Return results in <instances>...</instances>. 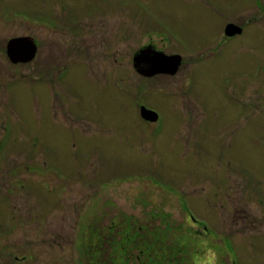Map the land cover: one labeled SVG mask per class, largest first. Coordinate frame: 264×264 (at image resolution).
I'll return each instance as SVG.
<instances>
[{
	"label": "rangeland",
	"instance_id": "rangeland-1",
	"mask_svg": "<svg viewBox=\"0 0 264 264\" xmlns=\"http://www.w3.org/2000/svg\"><path fill=\"white\" fill-rule=\"evenodd\" d=\"M148 45L178 70L140 77ZM150 222L264 264V0H0V264H125Z\"/></svg>",
	"mask_w": 264,
	"mask_h": 264
},
{
	"label": "water",
	"instance_id": "water-1",
	"mask_svg": "<svg viewBox=\"0 0 264 264\" xmlns=\"http://www.w3.org/2000/svg\"><path fill=\"white\" fill-rule=\"evenodd\" d=\"M240 33V30L234 26L229 25L225 34L227 36H234ZM36 52V46L28 38H14L7 44L6 54L8 59L13 63H28L33 60ZM180 58L167 56L159 51L154 50L152 46H147L140 49L133 56V67L141 75L151 77L156 74L173 75L179 65ZM150 112L141 110V117L146 121L156 120V116Z\"/></svg>",
	"mask_w": 264,
	"mask_h": 264
},
{
	"label": "trees",
	"instance_id": "trees-1",
	"mask_svg": "<svg viewBox=\"0 0 264 264\" xmlns=\"http://www.w3.org/2000/svg\"><path fill=\"white\" fill-rule=\"evenodd\" d=\"M151 226H148V228H151V230H148V228H146V230H144V228H142L141 225H136L135 224V228L133 229L131 228V230H133L135 233L137 232H142L145 234V236H140L139 238H135L132 234H135L132 231H127V230H123L121 231V238L120 240L123 242H130L132 241L133 243H141L140 245H134V248L136 250H138V252L134 255V254H127V249L130 248L131 246H129L126 243L123 242H118L117 240H114V245H117L116 247L114 246V250L115 248L118 249L119 247H123L125 254H123L124 256H126V258L129 257V260L125 261V264H194L195 262V258L193 257V253L191 255L190 252H187V256L186 259L184 260V248L182 247V243L177 240L181 239V237L177 238L176 243L177 245L173 244L172 246H170L167 249L163 248L164 246H167L171 243H167L168 240L171 241L172 238H168L165 240V234H161L163 232L168 234V231H166L165 229H162V225H165L167 223H158L159 225L155 226V222H150ZM149 224V223H148ZM157 227V228H156ZM153 228H156L154 230V233L159 234L160 235V242L159 244H161V253L159 252V246H157L156 244H154L153 242H147L146 241V236H149V234H152V230ZM145 237V240L144 238ZM130 242V243H132ZM176 246L178 248H176ZM173 247H175L174 249H172ZM182 247V248H181ZM172 249V250H171ZM174 250V251H173ZM169 252V253H167ZM167 253V254H166Z\"/></svg>",
	"mask_w": 264,
	"mask_h": 264
},
{
	"label": "clouds",
	"instance_id": "clouds-1",
	"mask_svg": "<svg viewBox=\"0 0 264 264\" xmlns=\"http://www.w3.org/2000/svg\"><path fill=\"white\" fill-rule=\"evenodd\" d=\"M199 247L204 251V256L200 257L194 264H219V255L214 248L209 247V240L201 239ZM211 253V257L208 254Z\"/></svg>",
	"mask_w": 264,
	"mask_h": 264
},
{
	"label": "bare ground",
	"instance_id": "bare-ground-1",
	"mask_svg": "<svg viewBox=\"0 0 264 264\" xmlns=\"http://www.w3.org/2000/svg\"><path fill=\"white\" fill-rule=\"evenodd\" d=\"M242 35H243V33H242Z\"/></svg>",
	"mask_w": 264,
	"mask_h": 264
}]
</instances>
